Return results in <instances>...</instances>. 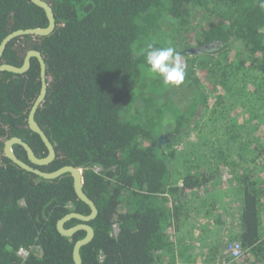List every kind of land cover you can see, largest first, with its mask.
<instances>
[{
  "label": "trees",
  "instance_id": "obj_1",
  "mask_svg": "<svg viewBox=\"0 0 264 264\" xmlns=\"http://www.w3.org/2000/svg\"><path fill=\"white\" fill-rule=\"evenodd\" d=\"M46 1L54 29L13 38L1 62L21 65L31 49L44 58L47 92L35 120L56 157L39 168L80 167L83 189L98 209L88 222L94 237L80 248L82 264H262L264 10L258 0ZM47 23L45 11L32 0H0V42L13 30ZM148 43L174 46L183 62H190L180 86L149 74L142 51ZM198 69L210 88L199 84ZM39 73L34 57L24 73L0 72V264H74V243L86 234L65 236L56 227L70 211L90 212L75 194L72 175L43 178L4 152L5 141L19 136L36 155L47 154L27 122L40 90ZM210 95L220 131L212 147L185 159L194 172L180 177L176 147L189 143ZM242 97L253 103V120L248 133L239 135L244 140L237 141L240 127L229 112ZM13 149L29 162L20 145ZM234 153L245 163L236 164ZM204 160L208 164L202 167ZM228 162L234 166L225 174ZM218 177L238 195L239 231L219 240L218 233L210 236L205 251L196 249L192 232L173 244L170 230L178 232L180 223L194 216L188 212L190 200L202 198ZM209 206L216 209L215 203ZM208 213L213 212L201 215ZM217 215L223 222L222 213ZM78 222L70 219L64 226ZM232 240L246 249L238 260L226 252ZM177 244L179 258H168ZM19 249L27 255L20 256Z\"/></svg>",
  "mask_w": 264,
  "mask_h": 264
},
{
  "label": "rangeland",
  "instance_id": "obj_2",
  "mask_svg": "<svg viewBox=\"0 0 264 264\" xmlns=\"http://www.w3.org/2000/svg\"><path fill=\"white\" fill-rule=\"evenodd\" d=\"M234 51H232L233 53ZM235 53V52H234ZM231 55V54H230ZM234 56V54H232ZM231 59V57H230ZM186 66H189L190 62L185 61ZM188 64V65H187ZM227 69V68H226ZM204 72L202 70H197V77L200 81L199 84L203 85V87L206 89V87H211L210 84L205 80L204 78ZM233 81V79H232ZM231 80L229 79L227 81V84H230ZM236 83V82H235ZM234 83V85H235ZM226 84V83H225ZM234 85L232 87H234ZM249 87L252 86V84H248ZM227 87L226 86H223ZM231 92V91H230ZM214 95H210L207 100H205V108H204V114L201 116V121L199 126L190 133L189 136V143L186 145V147L184 148V146L181 145H177V155L176 157L181 161L179 162L180 164L176 166L175 171L177 173L180 174V177H182L183 175H186L189 172H192V170H188L187 166L192 165L193 163L190 162H186L185 159L190 158L193 159L194 156L198 153H202L204 152L205 149H209L210 147H212V143L216 140V137L218 136V129H219V125H218V111L217 108L218 106L216 105V99H214ZM240 103L236 104L233 106V108L230 110V115L229 118H234V121L237 123V127H240V132L236 133L235 132V139L237 138V141L240 140H244V138H241L239 135L241 133H248L247 130L249 127V123L253 120L252 118V111H251V106L253 105L250 104V101L247 100V102L245 101L244 97H242L241 99H239ZM243 101V102H242ZM244 105V106H243ZM251 105V106H250ZM243 106V107H242ZM212 115H210L211 113H213ZM228 114V113H227ZM252 118V119H251ZM216 119V120H214ZM213 120V121H212ZM244 143V141H240L239 145L242 146ZM251 147V146H250ZM237 151V149H236ZM184 153H186V155H184ZM236 154V155H235ZM234 155L236 156L237 159V153H234ZM233 155V156H234ZM234 156V157H235ZM261 157L264 158V152L261 154ZM184 161V162H183ZM237 161L239 163H236L238 165L243 164V162L245 163V161L243 160H238ZM203 166L205 167L207 163V160L203 161ZM229 164L227 165V167H225L226 171H224V173H231V170L233 169V163L232 162H228ZM194 172V171H193ZM220 173V170L219 172ZM217 173V174H218ZM222 173V171H221ZM220 173V174H221ZM182 175V176H181ZM218 181H216V184L213 185V187L210 188V190H208L207 192H204L200 197L202 198H197V200H190V205H189V213L191 215H194L192 217V219H190L189 221H184L183 223H180L179 227V231L177 232L176 230H170L169 232V238L170 240L174 243L179 242L180 237L184 234H187L188 232H192V237L193 240H198V241H193V243H195L196 248L199 249V247L205 243V241L203 239L206 238V236H217V233H221L223 232L221 229V225L219 222V219H217V214L218 213H222L221 216V220L222 218L224 220H226L227 222H230L231 225H233V223L236 220V210H237V193L234 191H231L229 188H224L225 184L226 186L228 185L226 182L222 181L221 177H218ZM206 187V186H205ZM206 189V188H205ZM218 198H219V204H218ZM205 199L204 203L199 204L200 200ZM215 203L216 209L210 208L209 205H213ZM208 205V206H207ZM208 211H212L213 213H208L207 215H201L203 213H207ZM195 223V224H193ZM192 228V229H191ZM172 229V228H171ZM224 235H226V232H223ZM191 235V234H190ZM230 236H227V238ZM177 246V247H176ZM175 246L174 251L176 252V254L172 253L169 257H173L176 255V257H178L177 255H179V248H178V244ZM166 258V260L168 259ZM179 258V257H178ZM168 264V263H167Z\"/></svg>",
  "mask_w": 264,
  "mask_h": 264
},
{
  "label": "water",
  "instance_id": "obj_3",
  "mask_svg": "<svg viewBox=\"0 0 264 264\" xmlns=\"http://www.w3.org/2000/svg\"><path fill=\"white\" fill-rule=\"evenodd\" d=\"M34 4L43 8L45 11L48 23L43 27H29V28H20L13 30L8 33L0 42V59L2 57L3 51L9 41L13 38L21 35L32 34V35H47L49 34L55 27L56 21L54 17V12L51 5L46 0H32ZM35 57L39 64V78H40V90L39 93L34 100L30 111L28 113L27 122L28 127L37 133L41 138L42 142L47 148V154L45 156H38L34 153L32 147L24 141L19 136H12L5 141L4 144V152L8 158H10L14 163L18 164L20 167L24 168L27 171H31L43 178H56L64 173H70L73 176V187L75 194L77 197L85 202L90 207V212L88 214H83L76 211H71L63 215L61 218L57 220L56 227L57 230L65 236H72L75 232L79 230H84L86 232L85 236L74 243L73 247V261L74 264H82V258L80 255V248L90 242L94 237V228L88 223L92 219H94L98 213V209L94 203V201L85 193L83 189V177H82V169L78 166L66 164L58 169L53 171H44L33 165L43 166L52 162L56 157V151L54 145L42 129V127L35 120V113L39 105L45 98L47 92V77H46V64L44 58L39 50L31 49L29 50L22 62L21 65H14L10 63H1L0 64V72L3 70L13 72V73H24L26 72L31 65V58ZM161 137L160 139H162ZM15 144L20 145L24 148L27 153V158L29 163L20 159L16 153L14 152L13 146ZM76 218L80 220V223L75 224L69 228H66L65 223L71 219Z\"/></svg>",
  "mask_w": 264,
  "mask_h": 264
},
{
  "label": "clouds",
  "instance_id": "obj_4",
  "mask_svg": "<svg viewBox=\"0 0 264 264\" xmlns=\"http://www.w3.org/2000/svg\"><path fill=\"white\" fill-rule=\"evenodd\" d=\"M264 10V0H258ZM143 51L149 74L162 79L166 85L180 86L185 79L186 63L174 46L157 47L148 43Z\"/></svg>",
  "mask_w": 264,
  "mask_h": 264
},
{
  "label": "crops",
  "instance_id": "obj_5",
  "mask_svg": "<svg viewBox=\"0 0 264 264\" xmlns=\"http://www.w3.org/2000/svg\"><path fill=\"white\" fill-rule=\"evenodd\" d=\"M221 221H223V222L220 223V225H221V229H222L223 232H226V235H224L223 232L218 233V240H219V239H222L223 237L226 238L227 236L232 237V235H235V233H237V232L239 231V227H238V221H237V219L235 220V222L233 223V225H231L230 222H227V221L224 220L223 218H222ZM218 223H219V222H218ZM209 237H210V236H206V238L203 239V240L205 241V243L202 244V245L199 247V250L205 251V250H207V248H209V247L212 245V243H211L210 241H208V238H209ZM230 237H229V238H230ZM193 241H198V240H196V238H195V240H193ZM195 246H196V245H195ZM193 247H194V246H193ZM196 249H197V248H196ZM193 255H194V254H193ZM196 256H197V254H196ZM194 257H195V255H194ZM195 258H196V257H195Z\"/></svg>",
  "mask_w": 264,
  "mask_h": 264
},
{
  "label": "built area",
  "instance_id": "obj_6",
  "mask_svg": "<svg viewBox=\"0 0 264 264\" xmlns=\"http://www.w3.org/2000/svg\"><path fill=\"white\" fill-rule=\"evenodd\" d=\"M115 230H117V228H115ZM226 252H227L228 257L231 260H238L243 257V255L246 252V249L243 247V245L239 241L232 240L229 243H227ZM27 253L28 252L24 249L18 250V254L20 256H25L27 255ZM262 264H264V261L262 262Z\"/></svg>",
  "mask_w": 264,
  "mask_h": 264
},
{
  "label": "flooded vegetation",
  "instance_id": "obj_7",
  "mask_svg": "<svg viewBox=\"0 0 264 264\" xmlns=\"http://www.w3.org/2000/svg\"><path fill=\"white\" fill-rule=\"evenodd\" d=\"M35 58V57H34ZM1 63H4V62H1V59H0V64ZM41 139V138H40ZM42 141V140H41ZM44 144V143H43ZM46 147V146H45ZM23 148V147H22ZM24 149V148H23ZM46 150H47V148H46ZM25 151V150H24ZM34 151V150H33ZM48 152V151H47ZM35 153V152H34ZM25 154H26V159L28 160V158H27V153H26V151H25ZM17 155V154H16ZM18 156V155H17ZM20 158V157H19ZM20 159H22V160H24L22 157L20 158ZM25 161V160H24ZM29 161V160H28ZM27 162V161H26ZM27 163H29V164H31L30 162H27ZM31 165H33V164H31ZM48 165V164H47ZM34 167H37V168H39V166H37V165H33ZM40 169V168H39ZM42 170V169H41ZM31 172V171H30ZM33 173V172H32ZM72 175V174H71ZM72 178H73V176H72ZM74 188V187H73ZM85 203V202H84ZM86 204V203H85ZM89 207V206H88ZM89 209H90V207H89ZM71 212V211H70ZM77 212V211H76ZM71 219H74V218H71ZM70 220V219H69ZM80 221V220H79ZM78 223H80V222H78ZM77 223V224H78Z\"/></svg>",
  "mask_w": 264,
  "mask_h": 264
}]
</instances>
